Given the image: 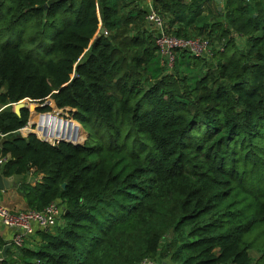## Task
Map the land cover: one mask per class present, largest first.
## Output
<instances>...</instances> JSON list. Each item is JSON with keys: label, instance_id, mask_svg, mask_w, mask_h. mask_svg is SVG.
Here are the masks:
<instances>
[{"label": "trees", "instance_id": "1", "mask_svg": "<svg viewBox=\"0 0 264 264\" xmlns=\"http://www.w3.org/2000/svg\"><path fill=\"white\" fill-rule=\"evenodd\" d=\"M137 1L0 0V157H10L0 174L27 209L63 208L60 226L0 264H264L253 234L264 231V0H222L221 11L214 0H155L174 37L220 46L208 59L177 52L170 74ZM100 26L107 35L94 38ZM48 98L71 110L82 145L68 137L77 125L53 116L35 133L72 144L18 133L29 112L12 105ZM53 124L63 133L49 136Z\"/></svg>", "mask_w": 264, "mask_h": 264}, {"label": "built area", "instance_id": "2", "mask_svg": "<svg viewBox=\"0 0 264 264\" xmlns=\"http://www.w3.org/2000/svg\"><path fill=\"white\" fill-rule=\"evenodd\" d=\"M144 3L147 10L146 22L149 30L155 32L157 54L160 58V66L165 69V73L172 72L177 52L180 51H187L198 58H212V49L207 40L174 37L168 31L165 20L156 10L155 0H144ZM103 34L107 35L106 32ZM233 38L237 40L242 37L233 34ZM9 158V156L0 157V165H3ZM62 214L63 208L58 202H52L42 210L11 211L0 205V224L15 232L10 245L19 249L23 248L25 241L34 234V228L38 231H51L60 226L63 223ZM0 260H2L1 251ZM139 264H158V260L145 258Z\"/></svg>", "mask_w": 264, "mask_h": 264}, {"label": "rangeland", "instance_id": "3", "mask_svg": "<svg viewBox=\"0 0 264 264\" xmlns=\"http://www.w3.org/2000/svg\"><path fill=\"white\" fill-rule=\"evenodd\" d=\"M11 5V4H10ZM5 11V10H4ZM205 14H207V13H205ZM64 26V25H63ZM63 26H60V27H58L57 28V30H60ZM100 28H102L101 26L99 27V29ZM25 32L23 33V35H22V37H23V39H24V41L27 43V41L30 39V38H32V37H35L36 36V34H35V32H36V29H35V27H34V24L33 23H27V24H25ZM56 30V31H57ZM55 31V32H56ZM99 31V30H98ZM98 31H97V33H96V35H95V37L98 35ZM104 32H105V30H104ZM4 34V35H3ZM39 37H37V40L33 43V44H30V45H28V44H26V49L27 50H33V54L32 55H35V53H36V51H35V47H36V45L38 44V41H39V39H41V37H42V35H38ZM94 37V38H95ZM7 39H8V35H5V31H4V29L2 28V26L0 25V44L1 43H3V42H5V41H7ZM193 39V38H192ZM196 39V38H195ZM244 40L245 39H243V38H241V39H237L236 40V43L237 44H239V46L240 45H243L244 44ZM211 49H212V51L213 50H219L220 49V46H218L217 45V43L216 44H214V47H212L211 46ZM213 53H214V51H213ZM36 57H40L41 58V56L40 55H36ZM177 57V56H176ZM208 59V58H207ZM176 62V61H175ZM213 64H214V66H215V60L213 61ZM192 67H190V69H191ZM208 68H205V71L207 70ZM166 74H170V73H166ZM23 102L25 103V104H29V106H42V105H45V104H47V102H50V105L49 106H46V107H49L50 108V111L49 112H47V113H38L37 111H35V112H33V111H31V112H29V119H28V123H27V125L24 127V128H22V129H20L19 131H18V133L22 136V137H26V135L27 134H30L31 132L32 133H34L36 130H37V127H38V122H39V116H41V115H46V114H49V115H51V116H53V117H56L59 121H64V122H71V121H73L72 119H71V115H70V109H61V110H59V109H57L56 107H55V105H54V103H53V100L51 99V98H48L46 101H44V103H42V104H39V103H36V102H32L31 100H29V99H26V100H23ZM13 108V107H12ZM2 110H4V108H0V112L2 111ZM33 112V113H32ZM72 123V122H71ZM73 123L74 124H76L77 125V128L75 127H72V128H70L71 129V131L70 130H68L69 132H71V133H73V132H77V137L75 136V135H69L68 137H69V139L70 140H72V141H74V142H80V140H82L84 137H85V139L84 140H82L81 141V144H78V145H82L83 143H84V141L86 140V138H87V134L83 131V129L81 128V126L77 123V122H75V121H73ZM73 128L75 129L74 131H73ZM79 128V129H78ZM63 129L61 128V127H59V129H58V133H63ZM81 132H84L85 134H83V135H81L82 133ZM56 133V132H55ZM36 135V134H35ZM86 135V136H85ZM37 136V138L39 139L40 137L38 136V134L36 135ZM71 136H74L75 138H70ZM41 139V138H40ZM48 142H49V144H54V140L52 139V138H48V139H46ZM55 145V144H54ZM258 191L260 192V194H263L264 195V186L263 185H260L259 186V188H258ZM10 194H8V196H9ZM7 197V195H3V193H1L0 192V203L3 201V199H5ZM257 233H260V238L259 239H262V241H263V245H264V231L263 232H259V231H257V230H255V232L253 233V234H257ZM173 237H174V235L171 233V232H168L163 238H162V240H161V244H160V248H162V247H164L166 244H167V242H169L170 240H172L173 239ZM264 250V248H261V251H263ZM162 254V252L160 253V255ZM249 254H250V256H251V258L253 259V260H257L259 257H260V253H259V251L258 250H250V252H249ZM160 255H159V257H160ZM161 257H162V255H161ZM160 257V258H161ZM159 258V259H160ZM166 259V258H165ZM166 260H168V259H166Z\"/></svg>", "mask_w": 264, "mask_h": 264}, {"label": "crops", "instance_id": "4", "mask_svg": "<svg viewBox=\"0 0 264 264\" xmlns=\"http://www.w3.org/2000/svg\"><path fill=\"white\" fill-rule=\"evenodd\" d=\"M137 3L139 4V9L146 11V15H147V10H146L144 0H138ZM221 4H222V0L220 2V7H221ZM144 28L148 31H152V30H149V28H148V25L146 22V17H145V21H144ZM1 138H3V137H1ZM40 179H41L40 175L39 176H37V175L33 176L32 172H30L28 174V182L31 183V185L35 184L36 182H39ZM12 183L9 185V188L7 190L0 191L1 193H3V195H7V197L5 199H3V201L0 203V205L11 210V211L29 210L26 207V203H25L23 197L19 194V192L17 191V188H15L12 185ZM8 194H10V195L8 196ZM37 231H38L37 228H34V234L32 236H30L25 241L24 246L29 247V248H34L35 246H37L36 245L37 244V236L35 234ZM14 234H15V232L13 230L7 229V228L1 226V224H0V236L5 243L10 244ZM13 252H14V250H13ZM17 257H18V254L16 252H14L12 258L16 259Z\"/></svg>", "mask_w": 264, "mask_h": 264}, {"label": "water", "instance_id": "5", "mask_svg": "<svg viewBox=\"0 0 264 264\" xmlns=\"http://www.w3.org/2000/svg\"><path fill=\"white\" fill-rule=\"evenodd\" d=\"M178 1L179 2H183V0H178ZM214 1L218 5V11H221V7H220L221 0H214ZM103 33H104V29L103 28H100L99 31H98V35L96 37H99L100 35H103ZM153 33H155V32H153ZM49 105H50V102H47V104L42 105V106H29V104L27 105L23 101H21V102H18L17 104H14L13 105V112H14V114L17 117H20V114H21V111L22 110H27L28 112H31V111L35 112L37 110V108H43V107L49 106ZM30 134H34L35 135V133H32V132ZM56 134H58V130H57V133ZM46 135L47 134H46V130H45V131H43V136H46ZM39 140H41V139H39ZM41 141L46 142L44 140H41ZM4 142H5L4 139H1L0 140V149L2 148V145H3ZM60 142H65V141H60ZM65 143L72 144V143H69V142H65ZM72 145H78V144H72ZM52 146L56 147V143H55V145L53 144ZM12 182H13V178H8L7 179V178H4L0 174V191L7 190L9 188V185ZM61 187H62V189H64L65 188V184H63ZM66 213L67 212H65V214ZM11 248H12V246L10 244H8L7 246H5L3 248V250L1 251V258L2 259H5L6 258V252H7V250H10Z\"/></svg>", "mask_w": 264, "mask_h": 264}, {"label": "bare ground", "instance_id": "6", "mask_svg": "<svg viewBox=\"0 0 264 264\" xmlns=\"http://www.w3.org/2000/svg\"><path fill=\"white\" fill-rule=\"evenodd\" d=\"M33 113V112H32ZM51 115H49V114H46V115H41V116H39V122H38V125H42V126H44V128H46L47 126L46 125H44V124H46V120H47V118H49ZM55 118V117H54ZM54 126V124L52 125V127H50V132H49V136H52V133L53 132H55L56 130H55V128L53 127ZM35 133V132H34ZM36 134V133H35ZM37 135V134H36ZM48 137V134L46 135V136H44V138H47ZM44 138H41V140H44V141H46L47 143H49L46 139H44ZM50 138V137H49ZM40 139V138H39ZM60 141H65L64 139H57V138H55L54 139V144L56 143V142H60ZM66 142V141H65ZM70 143V142H69Z\"/></svg>", "mask_w": 264, "mask_h": 264}]
</instances>
